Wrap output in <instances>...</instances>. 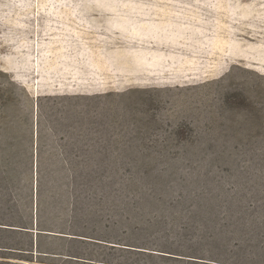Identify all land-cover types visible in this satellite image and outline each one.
Returning a JSON list of instances; mask_svg holds the SVG:
<instances>
[{"label":"rangeland","instance_id":"rangeland-1","mask_svg":"<svg viewBox=\"0 0 264 264\" xmlns=\"http://www.w3.org/2000/svg\"><path fill=\"white\" fill-rule=\"evenodd\" d=\"M257 148L264 0H0V175L15 160L26 177L1 199L32 214L38 162L51 225L123 221L120 239L264 264Z\"/></svg>","mask_w":264,"mask_h":264},{"label":"trees","instance_id":"trees-1","mask_svg":"<svg viewBox=\"0 0 264 264\" xmlns=\"http://www.w3.org/2000/svg\"><path fill=\"white\" fill-rule=\"evenodd\" d=\"M258 150V148L257 151L255 150V155L250 161L251 170L256 178H264V159L256 156ZM18 164L20 165V162L13 160L9 171L1 172L3 175L10 174V178L7 180L6 177L0 175V189L4 188L5 191L9 190L10 192L11 190L12 192L19 189L18 186L21 187L23 179L21 176L24 173L20 174L17 171ZM86 164L84 162V166ZM79 166L83 167L82 163H79ZM34 171L32 214H28L26 209L21 210L19 208L22 199H17L18 197L10 196V194L5 200L0 197V205H2L0 206V264H237L223 256L203 257L199 254L178 250L176 246H180L179 248L185 246L188 250H194L195 245L190 240L185 245V241L179 238L181 236L175 231L173 221L170 223L163 221L161 231L167 233L170 226L172 232H176L179 237L174 235L172 240L163 241L165 236L156 235L154 237L157 240L156 243L150 237H143L142 239L118 238L114 232H116L117 225L125 224L123 221H112L110 228L112 235L103 238L87 233V221H79L80 223L76 224L68 221L66 223L68 228L51 225V222L44 221L45 217L42 215L41 171L38 162L35 163ZM24 178L26 179V177ZM17 208L21 213L18 212ZM149 227L150 223L145 228H140L139 231L148 232ZM126 231L125 229L122 230L123 233ZM211 239L216 238L211 235ZM196 243L199 245L198 238H196ZM90 244L103 245L106 248L107 251L101 260L95 258L92 249L88 247ZM200 244L202 243L200 242Z\"/></svg>","mask_w":264,"mask_h":264}]
</instances>
